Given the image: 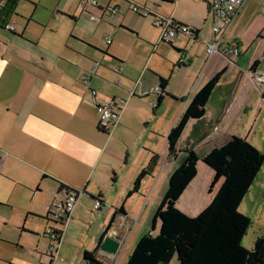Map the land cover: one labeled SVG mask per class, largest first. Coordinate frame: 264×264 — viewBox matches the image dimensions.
<instances>
[{"label":"crops","instance_id":"1","mask_svg":"<svg viewBox=\"0 0 264 264\" xmlns=\"http://www.w3.org/2000/svg\"><path fill=\"white\" fill-rule=\"evenodd\" d=\"M158 1L170 6L163 14L172 15L197 33H178L172 48H167L158 44L157 33L123 22L120 28L137 31V38L129 43L120 28L110 30L111 38L102 20L110 3L104 6L99 1L96 7H81L78 0H71L81 8V14L88 13L89 6L101 12L99 20H91L93 14L88 13L90 22L86 21L85 27L77 7L72 13H58L57 0H8L7 9L0 12V251L8 248L2 243L14 244L18 251L11 260L16 264H24L14 256L29 247L32 237H39L34 232L43 222L49 251L52 242L47 231L58 228V204L66 194L59 184L81 191L70 219L81 215L88 196L101 195L100 214L93 220L96 225L87 245L92 248L84 250L95 248L113 209L120 205L125 213L117 214L106 233L121 238L118 251L127 237L134 236L136 242L148 232L158 205L152 195L167 163L174 159L167 156L166 135L194 94L216 73L223 71L208 100L216 93V104L210 107L207 102L204 116L188 121L185 129L191 127L189 137L184 142L180 137L177 144L178 149L191 147L199 157L197 174L176 202L179 210L197 215L220 185L218 181L208 193L213 170L203 163L204 154L237 135L235 125L252 128L264 118V86L256 85L248 75L264 72V2L258 0L253 5L246 0L225 33V48L208 57L205 47L213 39L208 25L209 21L213 24V18L207 1ZM42 5L50 15L73 18L68 17L67 25L57 28V20L38 13ZM197 5L198 10L192 11ZM4 23L12 24L13 30L5 29ZM117 66L121 67L119 74L113 71ZM175 69L183 74L174 82ZM84 75L89 76L87 84L82 82ZM159 77L169 78V82L164 89L167 94L154 112L147 101L155 100L156 95L148 100L139 92L146 89L152 94L159 86ZM132 88L136 96L129 98ZM119 99L126 100L119 124L109 134L100 132L95 102L114 100L120 106ZM241 137L254 145L248 135ZM155 142L161 144L156 146ZM153 152L159 155L157 166L127 198ZM158 229L157 222L155 233ZM61 241L55 243V256H49L45 264L58 263ZM98 254L100 261L114 264L116 254L109 256L99 250Z\"/></svg>","mask_w":264,"mask_h":264},{"label":"trees","instance_id":"2","mask_svg":"<svg viewBox=\"0 0 264 264\" xmlns=\"http://www.w3.org/2000/svg\"><path fill=\"white\" fill-rule=\"evenodd\" d=\"M146 16L153 19L154 14L148 12ZM222 74L223 71L216 73L194 94L186 109L168 131V158H176L178 151L185 154L168 178L165 192L152 214L150 230L138 238L125 264H169L175 255L181 264H264V232L255 238L251 248L242 244L251 221L239 211V205L264 161V155L246 138L232 135L202 157L203 163L213 170L208 193L210 194L215 184L221 181L216 192L211 195L208 205L195 216H189L176 207L177 200L197 174L196 165L199 160L191 147L178 149V141L189 120H199L204 116L205 105ZM168 82L169 78L159 77L160 90L156 93L152 105L154 112L167 94L164 89ZM97 129L109 134L98 127ZM158 160L159 155L153 152L148 164L141 168L135 177L127 198L139 190L142 179L153 172ZM59 189L76 192L63 184H59ZM100 197L101 195L91 198L101 202ZM124 213L123 205L113 209L95 248L83 251L84 264H103L98 254L100 240L110 229L117 214ZM157 222L159 229L155 233ZM58 223L65 225L63 220ZM21 230L24 231V228ZM52 230L59 243L63 228Z\"/></svg>","mask_w":264,"mask_h":264},{"label":"rangeland","instance_id":"3","mask_svg":"<svg viewBox=\"0 0 264 264\" xmlns=\"http://www.w3.org/2000/svg\"><path fill=\"white\" fill-rule=\"evenodd\" d=\"M99 3H103L104 6L108 5L107 3H110L109 7L110 8H116V14L114 16L111 15L108 10L106 11V16L102 17V20L104 22V26L109 27V31L107 32L106 35H109L111 38V33L110 30L116 28L119 30L120 25H124L121 23H128L129 25H132L134 27H138L140 29L150 31L151 33H157L159 37V30L154 28L152 26V18L146 16L147 15V10H150L151 12L158 13V14H163L165 11H167V8H170V6L166 3H162L161 1L158 0H134L136 3L139 5L143 6L145 9H141V14L144 15V17H141L140 15L134 13L131 11L129 7V3L127 0H97ZM253 2V5L256 4V1L258 0H250ZM264 2V0H262ZM54 2V1H53ZM79 3V0H78ZM47 5H53L52 4H47ZM115 5V6H113ZM57 6L60 8V10L57 9L58 13L64 14L65 12L72 13L77 7L79 11V16L81 14V8L77 6L76 2H71V0H57ZM197 6L191 7L192 11L196 12L198 10ZM105 8V7H104ZM90 9V10H89ZM89 14H93L94 16L99 17L101 15V12L98 11L96 8L89 6ZM183 10V9H182ZM38 13L41 16H44L45 18H51L53 22L54 20H57V28L60 27H65L68 22V17H72L71 15H68L67 18L61 19L60 16L56 15H50L49 11L43 8V5L38 8ZM88 13H82L81 16L85 20V23L82 24L81 26L86 25L87 23L90 22L89 20V14ZM77 14V15H78ZM67 15V14H66ZM165 15V14H164ZM57 16V17H56ZM110 18H109V17ZM73 18V17H72ZM211 20V19H210ZM209 21V19H208ZM92 23V22H91ZM99 24H96L97 26ZM209 26L211 25L210 29H212V24L211 21H209ZM127 30H124L128 36V42L131 43L132 39L137 38L136 34L138 33L135 30H132L134 33H131L127 26H123ZM151 30H150V28ZM122 30V28H120ZM129 29V30H128ZM101 30H104V27L101 28ZM122 30V32H123ZM101 35V32H100ZM226 35V34H225ZM103 40L105 35L103 34ZM100 40V39H99ZM162 44V43H161ZM160 44V45H161ZM163 46L167 48H172V45L170 44H162ZM161 45V46H162ZM106 47V45H104ZM174 51V50H173ZM176 67V66H175ZM183 74L182 70H174V82L177 80L181 75ZM223 88V87H222ZM218 95H223L224 92L219 93L217 92ZM215 95H213L208 102V106H212L213 104H216L215 102ZM145 98V97H143ZM148 100L152 99V97H147ZM154 101V98H153ZM225 101V100H224ZM148 102V101H147ZM173 102V103H172ZM169 105L170 108H172V104H174V101H172ZM151 106V105H149ZM171 110H169L170 112ZM233 119L237 116V111L236 113L231 115ZM249 129V130H247ZM245 128L244 126H239L235 125L233 132H235L237 135H248L249 139L252 141L254 140L255 142H252L254 146L264 155V118L263 119H258L256 124L252 128ZM191 127L184 129L182 136H181V142H184L188 139L189 134H190ZM111 132V131H110ZM109 132V133H110ZM156 146H159L161 142H155ZM139 147H136L138 149ZM132 151V148H130ZM184 152H180L176 158L169 160L167 163L168 167L163 171V173L160 175V178L158 179L157 185L155 187V192L153 193L152 197L156 200H158V203L162 197V195L165 192L166 186H167V181L168 178L171 174V172L174 170L175 167L178 166L179 163H181L183 157H184ZM123 157L125 156V151H123ZM208 191V190H207ZM91 197L88 196V198L85 199L84 206L82 208L81 215L74 214L72 219H68L67 221L64 222L65 225H61L60 223H57V227H61L64 229V234L62 237V241L59 247V258L57 259L58 263L57 264H84L82 260V253L84 249H91L92 246H87L90 245L91 243V238H92V232L95 229L96 222L93 221L96 215H99L100 212H97V209H93L91 207L92 201ZM81 203V200L79 204ZM239 211L243 214H245L247 217L250 218L251 224L249 228L246 231V234L244 235L242 239V244L246 248H251L253 245V242L256 237L261 235L264 232V161L263 164L261 165L257 175L255 176L252 184L250 185L247 193L244 195L240 205H239ZM79 212V213H80ZM92 222H95L94 225ZM150 225H151V220H150ZM150 225L148 227V230H150ZM44 222L42 226L39 228L38 231L34 232L39 235V237H32L30 240V245L26 249L24 248L23 250L20 251L21 254L18 253L14 257H19L22 260V263L24 264H39L44 263V261H49V255H48V239L46 240V236L44 234ZM147 230V231H148ZM157 231V230H156ZM27 238V237H26ZM134 236L132 237H127L125 239L124 244L122 245L121 249L118 251V253L115 255L113 262L114 264H125L128 257L132 253L134 249V245L136 242L133 239ZM38 240V241H36ZM3 246H7L5 250L0 251V264H16L12 259L13 255L15 254L14 251H18L16 247H13L11 244H5L2 243ZM30 250V251H29ZM47 252H46V251ZM34 251V252H33ZM33 252V253H32ZM44 252V255L40 257L41 253ZM45 254L47 256H45ZM39 258H42V260H39ZM102 260V259H101ZM106 262L107 261H102ZM108 264H113L112 262ZM169 264H180L177 255L173 257V259L170 261Z\"/></svg>","mask_w":264,"mask_h":264},{"label":"built area","instance_id":"4","mask_svg":"<svg viewBox=\"0 0 264 264\" xmlns=\"http://www.w3.org/2000/svg\"><path fill=\"white\" fill-rule=\"evenodd\" d=\"M208 3L209 13L211 14L213 18V24H212V35L213 39L210 42L206 43L205 52L208 55V57L212 56L213 54L219 52L221 53L224 47V36L229 28L230 24L232 23L235 16L239 13V11L242 9L244 3L246 0H206ZM130 9L135 13H141V9H145L138 3L128 0ZM7 3L8 0H0V12H3L7 9ZM84 4H91L93 6L97 5L96 0H79L78 5L83 6ZM108 12L111 13L112 16L116 14L117 9L116 8H107ZM151 12L147 10V13ZM154 17L152 19V25L156 27L159 30V39L158 44H171L173 39L176 37L178 33L193 35L195 30L192 27H189L187 25H179L172 15H164V14H158L154 13ZM91 20H99L98 17L94 15H90ZM3 27L7 30L12 31L13 25L9 23H4ZM107 43H110V38L106 39ZM113 71L117 74L121 72V67L117 66L113 69ZM249 77L255 82L256 85H262L264 86V72L261 71H253L248 72ZM82 82L84 84H87L89 82V76L84 75L82 77ZM160 90L159 86H155L153 89L152 94L146 90L141 89L139 92V95L142 97H148L151 95H156V93ZM91 95L96 96V91L94 89H90ZM128 96L134 97L136 96L134 88H132L128 92ZM120 106H118L117 102L114 100H109L106 102H95V110L97 112V127L102 131L110 132L112 131L118 124H119V118L121 111L123 109V106L126 104L125 99H119L118 100ZM149 105H153L154 101L149 100ZM122 105V106H121ZM81 191L76 190V192H66L60 203L58 204V214H57V221L60 222L63 220L64 222L70 219L71 214L74 209L75 202L79 196ZM101 202L99 200H94L92 208L93 209H99L101 207ZM58 230V228H54ZM47 234L51 238V245H49V256L54 257L55 255L52 254L55 250L56 246L55 243L57 242V237L53 233V230L50 228V230L47 231ZM45 264V263H40Z\"/></svg>","mask_w":264,"mask_h":264},{"label":"water","instance_id":"5","mask_svg":"<svg viewBox=\"0 0 264 264\" xmlns=\"http://www.w3.org/2000/svg\"><path fill=\"white\" fill-rule=\"evenodd\" d=\"M120 244H121V238L118 235L113 233H108L103 238H101L98 250L109 256H114L117 253Z\"/></svg>","mask_w":264,"mask_h":264}]
</instances>
